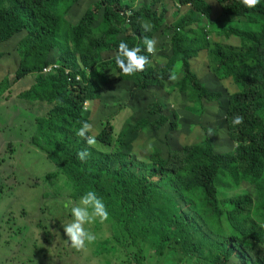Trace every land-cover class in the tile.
I'll return each mask as SVG.
<instances>
[{"label": "trees", "instance_id": "1", "mask_svg": "<svg viewBox=\"0 0 264 264\" xmlns=\"http://www.w3.org/2000/svg\"><path fill=\"white\" fill-rule=\"evenodd\" d=\"M144 37L170 49L165 61L144 50ZM121 41L148 55L142 72L118 69ZM7 49L16 66L0 80V99L34 77L18 95L47 110L31 142L56 166L47 177L64 176L74 201L89 190L102 199L110 248H136L135 264H144V247L159 258L180 251L186 264H264V0L255 8L240 0H0V59ZM200 59L225 92L194 71ZM118 89L179 94L188 136L177 133L180 115L155 101L133 131L167 126L166 154L155 149L147 162L126 154L125 131L113 136L115 112L95 135L112 149L88 146L76 135L83 122L94 125L88 103L106 107L103 97ZM237 115L243 123L233 125ZM81 150L90 154L84 162Z\"/></svg>", "mask_w": 264, "mask_h": 264}, {"label": "rangeland", "instance_id": "2", "mask_svg": "<svg viewBox=\"0 0 264 264\" xmlns=\"http://www.w3.org/2000/svg\"><path fill=\"white\" fill-rule=\"evenodd\" d=\"M184 10L182 8L181 11ZM169 51V48L156 51L153 55L155 62L165 61L164 56ZM11 53L9 51L0 59V80L5 75L12 78L16 61ZM194 71L200 73L210 90L225 92V87L220 86L221 83L208 71L205 60H196ZM33 82L34 77L29 76L13 84L9 98L0 99V264H135L130 252L136 248L122 251L114 250V245L110 248L107 238L112 234L111 227L105 221L97 220L85 226L96 235V240L85 250L77 251L65 243L67 238L62 224L72 217L63 202L78 201L70 197L71 186L64 176L47 177L57 172L56 166L31 142L36 134L35 118L47 112L46 107L18 97ZM119 90L103 97V101L108 103L106 107L98 104L93 108L88 103L87 108L91 107L94 112L91 135L95 136L101 128L100 123L115 112L113 136L117 139L119 133L125 131L123 148L126 154L136 156L141 162L149 161L155 149L166 154L169 149L164 143L167 126L155 132L151 128L142 133L133 131L135 124L149 115L147 107L157 101L165 105V114L177 112L180 115L177 128L180 139L188 136L190 128L185 122L189 117L184 111L187 104L179 94L168 95L165 90L139 92L131 89L130 94L125 90L119 95ZM93 147L100 151L112 149L98 142ZM144 248V264H186L180 251L169 249L164 257L159 258ZM98 249L102 250L101 254Z\"/></svg>", "mask_w": 264, "mask_h": 264}, {"label": "clouds", "instance_id": "3", "mask_svg": "<svg viewBox=\"0 0 264 264\" xmlns=\"http://www.w3.org/2000/svg\"><path fill=\"white\" fill-rule=\"evenodd\" d=\"M240 3L246 8H255L260 3V0H240ZM145 30L147 31L148 29L145 28ZM142 43L145 46L144 50L148 54L155 55L158 43L155 38L144 37ZM141 53V47L136 46L130 48L126 42L121 41L118 44V49L114 56L115 64L126 76H131L136 72H142L150 63V60L148 55ZM169 78L171 80L177 79L175 75H171ZM242 123L243 117L237 115L232 118L233 125H240ZM92 127V124L85 121L76 132V135L83 138L88 146L96 144L95 136L89 134ZM208 134L212 135V129L208 130ZM76 155L81 162H84L90 154L87 150H81ZM63 206L69 209L72 217L70 221L62 224L63 232L67 238L65 243L77 251L85 250L88 244L96 240V235L85 226L91 225L97 220L101 223L108 220L109 213L106 206L96 192L92 190L85 192L78 202L71 200L64 201Z\"/></svg>", "mask_w": 264, "mask_h": 264}, {"label": "built area", "instance_id": "4", "mask_svg": "<svg viewBox=\"0 0 264 264\" xmlns=\"http://www.w3.org/2000/svg\"><path fill=\"white\" fill-rule=\"evenodd\" d=\"M54 68H57V66L55 64L50 65V67H48L45 72H49L52 71Z\"/></svg>", "mask_w": 264, "mask_h": 264}]
</instances>
